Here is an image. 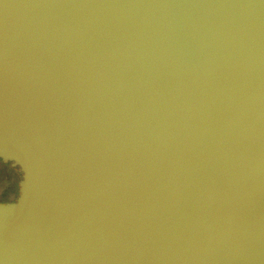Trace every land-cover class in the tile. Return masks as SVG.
Returning <instances> with one entry per match:
<instances>
[{
	"label": "water",
	"instance_id": "1",
	"mask_svg": "<svg viewBox=\"0 0 264 264\" xmlns=\"http://www.w3.org/2000/svg\"><path fill=\"white\" fill-rule=\"evenodd\" d=\"M0 264H264V0H0Z\"/></svg>",
	"mask_w": 264,
	"mask_h": 264
},
{
	"label": "rangeland",
	"instance_id": "2",
	"mask_svg": "<svg viewBox=\"0 0 264 264\" xmlns=\"http://www.w3.org/2000/svg\"><path fill=\"white\" fill-rule=\"evenodd\" d=\"M11 166L0 160V203L11 202L19 193L21 173L17 167Z\"/></svg>",
	"mask_w": 264,
	"mask_h": 264
},
{
	"label": "flooded vegetation",
	"instance_id": "3",
	"mask_svg": "<svg viewBox=\"0 0 264 264\" xmlns=\"http://www.w3.org/2000/svg\"><path fill=\"white\" fill-rule=\"evenodd\" d=\"M17 196H18V195H17ZM17 196H16L15 198H13V199L11 200V202H12V201H15V200H16V198H17Z\"/></svg>",
	"mask_w": 264,
	"mask_h": 264
},
{
	"label": "trees",
	"instance_id": "4",
	"mask_svg": "<svg viewBox=\"0 0 264 264\" xmlns=\"http://www.w3.org/2000/svg\"><path fill=\"white\" fill-rule=\"evenodd\" d=\"M5 164H7V165H10L11 166V163H5ZM12 167V166H11Z\"/></svg>",
	"mask_w": 264,
	"mask_h": 264
}]
</instances>
